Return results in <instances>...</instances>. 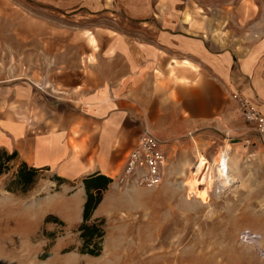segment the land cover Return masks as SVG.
<instances>
[{"label": "crops", "instance_id": "0c3cea01", "mask_svg": "<svg viewBox=\"0 0 264 264\" xmlns=\"http://www.w3.org/2000/svg\"><path fill=\"white\" fill-rule=\"evenodd\" d=\"M141 11L149 14V8ZM150 12L151 19L97 34L83 71L63 74L61 87L52 78L56 72L40 71L37 62L28 70L0 65V148L66 179L58 185L41 178L28 194L8 192L31 198V205L60 204L62 216L49 214L69 223L74 211L80 224L85 179L110 177L93 214L107 220L105 248L112 235L126 231L125 215L134 214L126 205L141 189L119 179L145 130L162 141L168 160L175 141L191 130L254 132L233 93L249 96L264 113V0H158ZM63 50L56 58L63 59Z\"/></svg>", "mask_w": 264, "mask_h": 264}, {"label": "rangeland", "instance_id": "374dc122", "mask_svg": "<svg viewBox=\"0 0 264 264\" xmlns=\"http://www.w3.org/2000/svg\"><path fill=\"white\" fill-rule=\"evenodd\" d=\"M106 1L0 0V65L20 63L28 70L37 62L40 71L56 72L52 78L61 87L63 74L83 71L81 62L98 46L97 34L107 35L128 20L153 18L158 0H113V6ZM134 4L139 10L132 13ZM145 7L149 14L143 16ZM17 36L37 38L20 42ZM62 49L67 54L58 55L60 60L55 55ZM227 143L232 149L222 172L218 154ZM170 150L163 183L138 186L134 203L126 205L135 208L125 215L126 231L112 235L107 248L104 241L99 256L79 251L74 211L69 223L47 221L62 206L31 205V198L15 197L6 189L9 175H1L0 264H264V141L248 130L234 136L202 127ZM202 160L207 166L199 182L195 166ZM51 176L45 171L41 178Z\"/></svg>", "mask_w": 264, "mask_h": 264}, {"label": "trees", "instance_id": "16d2710c", "mask_svg": "<svg viewBox=\"0 0 264 264\" xmlns=\"http://www.w3.org/2000/svg\"><path fill=\"white\" fill-rule=\"evenodd\" d=\"M45 170L29 165L19 159L16 150L10 152L0 148V176L8 174L6 189L11 192L28 194L36 185ZM94 176V175H93ZM85 179L87 199L84 205L83 221L78 226V232L82 240L79 251L91 256H99L104 249V240L107 233V220L105 217H93L95 209L103 199L104 190L112 179L105 175ZM51 179L58 185L66 179L59 175H52ZM47 221L54 220L62 224L65 222L54 214L47 216ZM49 252L42 258L50 256Z\"/></svg>", "mask_w": 264, "mask_h": 264}, {"label": "built area", "instance_id": "2783aa9c", "mask_svg": "<svg viewBox=\"0 0 264 264\" xmlns=\"http://www.w3.org/2000/svg\"><path fill=\"white\" fill-rule=\"evenodd\" d=\"M242 115L256 135L264 141V113L255 101L242 93H233ZM162 141L149 130L140 136L135 148L130 151L123 169L120 183L132 186L157 187L163 183L167 156ZM225 149V148H224Z\"/></svg>", "mask_w": 264, "mask_h": 264}, {"label": "bare ground", "instance_id": "6f19581e", "mask_svg": "<svg viewBox=\"0 0 264 264\" xmlns=\"http://www.w3.org/2000/svg\"><path fill=\"white\" fill-rule=\"evenodd\" d=\"M225 148V149H224ZM224 148H222V150L220 151L219 155V159L217 161V166L218 169L222 172H224L225 167L227 168L228 165V161L230 158V151L232 149V145L230 143H227L226 146H224ZM206 166H207V162L204 160H202L201 162L199 161L198 164L195 166L196 167V177L197 180L199 182H202L204 174L206 172ZM212 175H211V179L210 181L212 182ZM195 178V177H194Z\"/></svg>", "mask_w": 264, "mask_h": 264}]
</instances>
